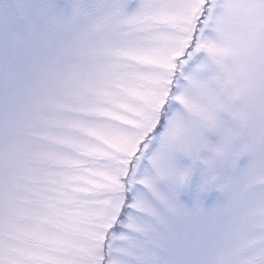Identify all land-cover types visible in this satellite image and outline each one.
<instances>
[{
    "label": "snow or ice",
    "instance_id": "6c2138e0",
    "mask_svg": "<svg viewBox=\"0 0 264 264\" xmlns=\"http://www.w3.org/2000/svg\"><path fill=\"white\" fill-rule=\"evenodd\" d=\"M132 5L0 0V264H264V0Z\"/></svg>",
    "mask_w": 264,
    "mask_h": 264
},
{
    "label": "rangeland",
    "instance_id": "374dc122",
    "mask_svg": "<svg viewBox=\"0 0 264 264\" xmlns=\"http://www.w3.org/2000/svg\"><path fill=\"white\" fill-rule=\"evenodd\" d=\"M60 3H65L66 0H59ZM136 0H133V5H135ZM222 116L225 114H221ZM213 139H215V137H212ZM247 160V157H242L241 158V163H245ZM181 162H186L181 160ZM199 183H200V174L199 171L197 170L192 178L190 183L185 187V189L183 190L182 194H181V199L185 200L189 203H191L193 201L194 198H196L197 196H200L201 198L205 199V200H210L213 196L216 195L215 191H210V192H201L199 189Z\"/></svg>",
    "mask_w": 264,
    "mask_h": 264
}]
</instances>
